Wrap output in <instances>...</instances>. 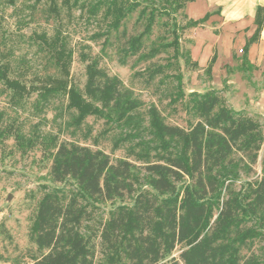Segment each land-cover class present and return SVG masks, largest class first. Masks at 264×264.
Wrapping results in <instances>:
<instances>
[{
    "label": "trees",
    "instance_id": "obj_1",
    "mask_svg": "<svg viewBox=\"0 0 264 264\" xmlns=\"http://www.w3.org/2000/svg\"><path fill=\"white\" fill-rule=\"evenodd\" d=\"M44 1L51 16L60 18L57 0ZM189 1L61 0V4L68 12L80 8L88 19L100 15L106 29L97 35H105V45L116 47L121 64L132 58L130 66L134 67L168 48H172L176 61L183 55L178 30L196 27L210 14L187 19L182 26L172 17V39L147 51L145 38L157 15L176 13ZM136 10L140 30L128 32L126 19ZM263 21L264 7L259 6L256 28L241 50L242 64L250 68L254 66L247 58L248 48L258 39ZM34 35L62 77L47 76L44 84L26 89L8 77L6 64H0V79L13 95L36 90L39 98L47 101L63 94L67 107L77 112L76 124L104 109L124 122L132 121L136 102L130 100L117 77L96 67L95 59L86 64L83 91L68 84L73 51L60 24L50 36L45 32ZM215 59L213 53L208 71ZM160 72L162 68L155 67L149 77ZM176 78L175 99L184 96L181 75ZM183 105L196 118L187 129L164 122L156 107H149L153 140L137 142L143 150L132 153L135 160L112 159L102 150L74 142L53 143L49 173L60 186H52L37 203L29 239L43 253L28 264H94L92 244L80 232L88 216L87 204L125 196L131 202L116 205L99 234L108 252L107 264H155L178 244L183 246L179 253L182 264H264V257L254 253L241 255V249L255 239L264 241V176L244 181L239 189L235 186L240 169H249L257 160L263 141L260 124L244 111L228 107L213 88L189 92Z\"/></svg>",
    "mask_w": 264,
    "mask_h": 264
},
{
    "label": "rangeland",
    "instance_id": "obj_2",
    "mask_svg": "<svg viewBox=\"0 0 264 264\" xmlns=\"http://www.w3.org/2000/svg\"><path fill=\"white\" fill-rule=\"evenodd\" d=\"M57 2L60 18L51 16L44 0L39 3L15 0L14 4L0 0V64L8 66V77L18 80L26 89L44 84L47 76L62 77L34 35L45 32L50 36L60 24L73 51L68 84L83 91L86 64L95 59L96 67L122 82L130 100L136 102V109L128 123L104 109L101 114H89L76 124L77 112L67 107L63 94L51 96L47 101H42L36 90L13 95L0 79V254L3 258L11 264H28L43 253L29 239V230L40 198L52 186H60L51 180L49 173L53 143L74 142L102 150L112 159L135 160L132 153L143 150L137 142L153 140L148 126L149 107H156L168 124L187 129L196 121L183 105L191 91L213 88L228 107L242 110L258 121L263 136L258 157L249 169H240L236 189L244 181L264 176V64L250 68L242 64V52L232 49L230 56H220L208 71L207 64L215 49L207 45L213 44L214 34L204 27H184L178 30L179 50L183 55L177 61L172 57V48H168L134 67L130 66L134 62L132 58L123 65L116 47L105 45V35H97L106 29L100 15L88 19L80 8L73 7L68 12L61 0ZM137 13L138 10L134 11L126 19L128 32L140 30ZM184 15V8L169 16L157 15L150 35L145 38V51L171 40L172 17L182 26L187 21ZM158 66L162 72L150 78V70ZM177 74L181 75L184 96L175 99ZM95 103L100 106L99 102ZM130 202L131 198L125 196L121 200H91L87 204L88 216L82 221L80 232L92 244L94 264H107L108 252L99 234L110 211L118 204ZM182 248L176 245L155 264H182L179 259ZM250 253L263 258L264 241L255 239L241 249L242 257Z\"/></svg>",
    "mask_w": 264,
    "mask_h": 264
},
{
    "label": "crops",
    "instance_id": "obj_3",
    "mask_svg": "<svg viewBox=\"0 0 264 264\" xmlns=\"http://www.w3.org/2000/svg\"><path fill=\"white\" fill-rule=\"evenodd\" d=\"M259 6L264 7V0H192L186 2L184 14L193 20L210 14L196 27H204L205 31L214 34L213 44L207 48L215 49L213 53L219 60L222 55L230 56L232 49L242 50L256 28L254 19ZM247 58L253 66L264 64V21L258 39L248 48ZM0 264L11 262L0 254Z\"/></svg>",
    "mask_w": 264,
    "mask_h": 264
}]
</instances>
